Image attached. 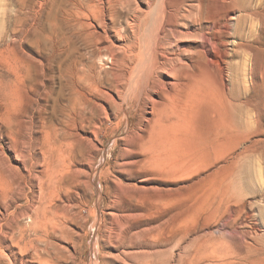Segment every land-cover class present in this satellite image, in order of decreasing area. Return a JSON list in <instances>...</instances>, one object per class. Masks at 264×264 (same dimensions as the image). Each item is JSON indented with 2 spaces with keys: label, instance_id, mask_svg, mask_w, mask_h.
Segmentation results:
<instances>
[{
  "label": "rangeland",
  "instance_id": "obj_1",
  "mask_svg": "<svg viewBox=\"0 0 264 264\" xmlns=\"http://www.w3.org/2000/svg\"><path fill=\"white\" fill-rule=\"evenodd\" d=\"M125 1L116 9L117 24L121 28L141 24L137 51L144 50L147 27L152 28L161 0ZM243 1L242 9L222 0H202L201 8L193 10L195 17H201L194 20L195 27L182 19L178 22L182 23L178 30L193 34L165 40L174 58L188 63L189 72L195 71L198 78H192L198 84L188 80L194 86L184 91L189 98L178 93L168 109L171 134L181 132L184 138L167 155L158 130L152 140V123L146 120L153 118L151 104L135 94L123 105L110 84L114 76L106 55L109 44L93 46L80 34L78 22L95 20L71 14L74 0H0V173L16 164L14 139H44L42 121H49L59 94L71 95L73 80L80 84L77 75L89 71L101 76L102 92L85 88L83 102L106 122L98 139L90 134L93 161L78 154V173L57 194L48 230H40L41 216L33 207L25 201L16 204L26 240H33L35 230H40V259L29 247L23 257L4 239L8 200L5 179L0 181V264H264V0ZM95 3L102 6L98 0ZM183 3L167 0V7L170 13L176 9L184 13L188 6ZM229 13L234 22L224 32ZM201 34L208 39L205 49ZM8 46L9 67L1 63V51ZM160 78L174 81L165 73ZM197 88L228 96L239 106L236 115L242 122L250 121L255 135L237 149H216L214 99L195 98ZM152 96L162 100L160 93ZM249 98L252 102L247 105ZM71 131L77 139L87 135L81 127ZM131 140L138 143L132 145ZM247 146L253 151L244 154ZM107 169L111 172L106 176ZM125 169L134 174H121ZM36 204H40L37 197Z\"/></svg>",
  "mask_w": 264,
  "mask_h": 264
},
{
  "label": "bare ground",
  "instance_id": "obj_2",
  "mask_svg": "<svg viewBox=\"0 0 264 264\" xmlns=\"http://www.w3.org/2000/svg\"><path fill=\"white\" fill-rule=\"evenodd\" d=\"M80 1L83 6L86 5L88 7L86 9H88L89 13L86 11V14L84 10L82 11L83 7H80ZM98 1L102 5L101 7L96 5L95 0H74L75 9H73L74 11L71 14L84 15L85 17L88 16V19H91L92 17L93 20H95V22L93 21L94 23H92L91 20L89 23L78 22V25H80L81 29H83V32L80 34L85 36L86 40H89L93 46L105 43L109 44L107 45L110 54L106 55L107 59H109V62L111 63L110 67L114 70H112L113 74L111 73L112 77L114 76V79L113 81H110V84L112 83V85L115 86L114 89L119 94L118 96L122 98L121 101L123 102V105L129 103L135 94L139 98H143L144 103L148 102L151 104V113L153 114V118L152 120H146L149 123H152V140L158 130V136L160 139L159 143L162 145V148L164 147L165 153L168 155L173 151L172 148L175 144L179 145L184 138V135L181 132L171 134V125L167 122L169 118H167L168 109L171 108L170 105H172L173 101H176L174 99L178 97V93L186 91V89H189V86L194 87L188 83V80H193L197 77L195 78V71L193 74L189 72V64L187 63V65L182 58H174L176 54L165 47V40H172V38L178 37V34H182V36L193 34L191 31L186 33V31L178 30L177 27L182 24L178 22L182 19L181 22L183 20L188 21V23H193V25H191L192 27H195L194 23H196V21L194 22V20L201 19V17L200 14L195 17L193 10L194 8L200 9L203 2L202 0H183V2L188 6V8L184 10V13H181L182 11L180 12L178 9H176L175 12L170 13L169 7H167V0H161V3L158 2L161 6H159V11L156 12L157 15H155L154 19L152 18V30L147 27L150 32L149 37L147 39L144 38L143 40L144 50L139 49L137 51V47L140 43L137 41L139 39L138 33L140 32L138 27L141 24L138 25L137 23L136 25L134 22L129 23V26L127 27L129 32H127V28H121L117 24L118 14L116 13V9L123 3L124 0ZM224 2L228 3L230 7H241L243 9V0H222V3ZM158 3L157 5H159ZM248 6L245 5V7ZM230 11L232 12V9H230ZM170 14L176 19L171 18ZM233 22L232 13H229V15L226 16V21L221 30L224 32L230 31ZM84 29H88V32L86 33ZM144 31H146V29ZM125 32L126 34H124ZM168 32L171 34V36L169 35L170 37L167 35ZM140 36L142 37V35ZM145 37H147L146 32ZM201 37L203 38L202 48L205 49L209 44L208 39L204 34H201ZM126 39L129 43H126L123 46L114 43L116 40H118V42H122ZM9 46L1 51L4 53L1 63L8 67L10 65V63L7 62ZM146 49L149 54L147 52L145 55L144 51H146ZM198 57H200V55ZM196 66L197 65H194V67ZM160 73L167 74L173 78L174 81L163 80L160 78ZM77 78L79 79L80 84H77L78 82L76 83V80L71 82V95L68 97L65 96L64 91L62 94H59L58 98H56L57 101L54 102L55 106H53L51 110V116L49 118L46 117L49 121H44V123L42 121V124L39 123L43 128L41 129V132L42 130L45 132L44 139L41 140L39 137L31 141H26L24 138L14 139L13 150L16 164L8 165V168L4 172L0 173V181L5 179L6 190L4 191V196L6 200H8V213L5 228L8 231L14 232L9 233L7 231L4 235V239L9 240L8 242L10 248L18 247L23 257L27 255L26 250L28 247L33 251L35 256L34 258L40 259L43 255V248L41 244L43 240L39 231L48 230L49 224L53 220L55 216L54 214L56 213V210L54 209V202L57 194L60 191H63L66 183H68L71 179L74 180L73 177L77 175L78 169L76 170L75 168L78 166V164H76L78 154L81 158L84 157L86 159H91V157L95 155L94 150L92 149L94 147L90 134H93L95 138L98 139V130L105 122L104 118L97 119L92 110H88V102H83L85 97V88H94V90L97 91V94L98 92L100 94V91L102 92L100 87V85L103 84H100L102 79L101 76L88 71L86 75H77ZM194 82L197 83V80H193V83ZM197 84L195 86H199ZM122 89H124L125 92H122ZM191 89L189 91H191ZM197 90L199 92L197 93L198 95L196 94L195 98H198L201 101H208L211 100V98L214 99V103L212 102L215 114L213 144L216 149L222 152L225 150L237 149L242 143L244 144L245 141L255 135L253 134L250 126V121L242 122L236 115L235 111L239 106L236 107L227 98L228 96L225 97L222 93L214 94L210 91H204L201 88H197ZM10 91L12 92V88H10ZM187 92L183 93L184 95L186 94L183 97H188ZM159 93L161 94V101L155 100L152 96L153 94ZM106 96H108L107 93ZM109 98L111 99V95ZM179 100L181 101V99ZM251 102L252 100L249 98L246 104L250 105ZM259 112L262 113V110H259ZM129 119L130 117L127 116V122H129ZM78 127H81L83 131L87 132L86 136L81 137L80 135V139H77L76 134L71 131L72 129ZM259 129H263L262 126H259ZM131 142L132 145L138 143H134L133 140H131L130 143ZM88 143L92 145V148H90ZM258 143H260L259 140ZM251 151H253V147L247 146L244 154H248ZM156 159L154 158V161ZM91 160L93 161V159ZM80 162L82 163V161ZM103 172L107 176L111 171L107 169ZM122 172L123 174L127 173L131 176L134 174V172L129 169H125V171L121 170V174ZM27 187L30 189V193L33 194V197L29 196V191L26 190ZM128 188L130 189V187L127 186V189ZM36 197L40 201L39 205H35ZM22 201H25L33 207L34 212L41 216L39 224L40 230H35L36 237L30 241L26 240L27 229L23 226V224H20L19 218L21 214L16 209V204H20ZM29 218L33 220L31 215ZM16 232L18 235L15 234Z\"/></svg>",
  "mask_w": 264,
  "mask_h": 264
}]
</instances>
